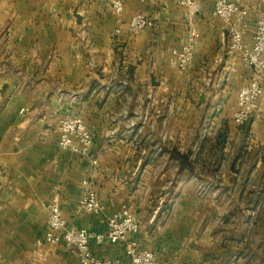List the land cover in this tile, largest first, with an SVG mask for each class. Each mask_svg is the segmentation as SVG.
<instances>
[{"label": "crops", "instance_id": "crops-1", "mask_svg": "<svg viewBox=\"0 0 264 264\" xmlns=\"http://www.w3.org/2000/svg\"><path fill=\"white\" fill-rule=\"evenodd\" d=\"M197 1L192 14L176 0H126L116 34L111 0H0V264H79L63 241L46 240L53 197L68 227L102 235L130 206L140 223L133 236L156 264H264V93L236 125L252 72L229 51L216 0ZM231 1L249 10L251 42L264 0ZM136 13L155 26L129 35ZM191 25L201 36L181 73L168 53ZM149 90L163 112L155 119L152 108L144 123ZM68 114L95 135L87 156L58 144ZM84 179L103 213L79 210ZM91 249L131 264L124 242L105 237Z\"/></svg>", "mask_w": 264, "mask_h": 264}, {"label": "built area", "instance_id": "built-area-1", "mask_svg": "<svg viewBox=\"0 0 264 264\" xmlns=\"http://www.w3.org/2000/svg\"><path fill=\"white\" fill-rule=\"evenodd\" d=\"M126 0H111L112 13L116 19V34L124 30V8ZM178 4L186 7L190 13L196 14L200 11L197 0H176ZM214 15L220 18L225 26L229 37L228 49L237 53L242 63L251 69V77L244 85L237 97V105L232 112V120L238 125H245L259 108V99L264 93V16L258 18L252 41L248 42L245 37L248 31L249 10L231 0H216L214 3ZM155 26V21L144 13L132 15L127 23L126 31L129 35H138L143 30ZM200 32L195 25L188 28L186 43L181 48H172L168 53L170 67L183 73L187 71L195 55ZM150 105L143 112V122H149L154 108V118L161 116L163 110L157 104L164 102L154 99L152 90L148 91ZM134 124V123H133ZM58 144L63 150L87 156L90 154L95 135L87 127L82 117L77 115H66L58 122ZM162 149L157 147V152ZM93 164L97 160L92 161ZM84 194L79 202V210L88 214H101L105 206L98 197L97 190L89 179L82 181ZM48 231L46 240L52 244L63 241L67 248L78 255L79 264H122L118 259H102L96 256L91 249V242L101 244L105 237L111 243H126L131 256V264H156L154 251L142 248L134 236L140 231V223L137 215L128 205L109 216L106 235L96 234L86 228L68 227L58 197H53L49 203ZM134 235V236H133ZM133 236V238H130Z\"/></svg>", "mask_w": 264, "mask_h": 264}]
</instances>
